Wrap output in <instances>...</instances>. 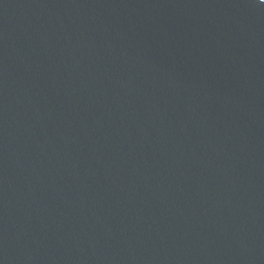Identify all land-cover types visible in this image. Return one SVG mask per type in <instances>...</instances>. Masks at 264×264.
Masks as SVG:
<instances>
[{
  "label": "water",
  "instance_id": "1",
  "mask_svg": "<svg viewBox=\"0 0 264 264\" xmlns=\"http://www.w3.org/2000/svg\"><path fill=\"white\" fill-rule=\"evenodd\" d=\"M0 264H264V0H0Z\"/></svg>",
  "mask_w": 264,
  "mask_h": 264
}]
</instances>
